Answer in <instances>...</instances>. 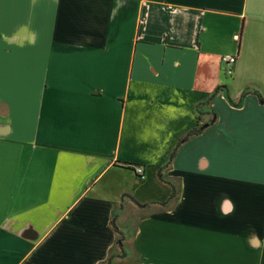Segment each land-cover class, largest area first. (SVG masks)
<instances>
[{
    "label": "crops",
    "instance_id": "0c3cea01",
    "mask_svg": "<svg viewBox=\"0 0 264 264\" xmlns=\"http://www.w3.org/2000/svg\"><path fill=\"white\" fill-rule=\"evenodd\" d=\"M0 264H264V0H0Z\"/></svg>",
    "mask_w": 264,
    "mask_h": 264
},
{
    "label": "trees",
    "instance_id": "16d2710c",
    "mask_svg": "<svg viewBox=\"0 0 264 264\" xmlns=\"http://www.w3.org/2000/svg\"><path fill=\"white\" fill-rule=\"evenodd\" d=\"M262 101V100H261ZM263 102V101H262ZM212 123V122H211ZM210 126V124H198L196 128H194L192 131H190L177 145V147L175 148L173 154L171 155V158H170V161L169 163L174 159V157L176 156V153L178 151V149L180 148V146L185 143L186 141H188L191 137L193 136H197L199 134H201L206 128H208ZM130 169H133L135 171V168L138 167V166H134V165H129L128 166ZM113 225L115 227V229L117 230L118 233L119 230L118 228L116 227V224H115V221H113ZM118 244L119 246L122 248V237L119 238L118 240Z\"/></svg>",
    "mask_w": 264,
    "mask_h": 264
},
{
    "label": "built area",
    "instance_id": "2783aa9c",
    "mask_svg": "<svg viewBox=\"0 0 264 264\" xmlns=\"http://www.w3.org/2000/svg\"><path fill=\"white\" fill-rule=\"evenodd\" d=\"M222 62L225 63L229 67V73H232V68L237 62L236 56H225L222 58ZM135 172L137 174L138 178H141L144 176V169L142 167H136Z\"/></svg>",
    "mask_w": 264,
    "mask_h": 264
}]
</instances>
